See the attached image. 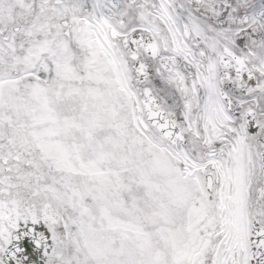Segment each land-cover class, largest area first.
<instances>
[{
  "label": "snow or ice",
  "instance_id": "1",
  "mask_svg": "<svg viewBox=\"0 0 264 264\" xmlns=\"http://www.w3.org/2000/svg\"><path fill=\"white\" fill-rule=\"evenodd\" d=\"M0 264H264V0H0Z\"/></svg>",
  "mask_w": 264,
  "mask_h": 264
}]
</instances>
